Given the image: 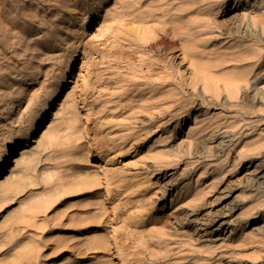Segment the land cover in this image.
Returning <instances> with one entry per match:
<instances>
[{
	"label": "rangeland",
	"instance_id": "374dc122",
	"mask_svg": "<svg viewBox=\"0 0 264 264\" xmlns=\"http://www.w3.org/2000/svg\"><path fill=\"white\" fill-rule=\"evenodd\" d=\"M164 1L170 2L160 0L161 3ZM175 1L173 5L179 6L191 0ZM192 1L194 6H183L181 14L192 16L196 11L195 19L203 20L199 24H206V27L195 30L191 26L193 33L191 30V34L182 32L184 36L175 37L182 38L175 40L176 48L170 44L163 48L157 43L154 33L138 44L134 42L133 38H139L144 30L142 32L138 26L140 32L134 30L135 34L133 29H137V24L133 26L131 23L134 27L131 28L132 20H122L121 14L125 11L119 0H106L101 4L96 0L91 5L87 0H70L69 8L65 7L61 12L46 0H0V156L11 148L12 141L24 139L29 127L44 112L51 102L57 77L66 81L75 74L77 80L74 87L66 92L47 127L38 134L36 143H27L29 148L22 147L18 158L8 165L0 179V264H11L12 256L16 254H27L35 263L49 253V247L55 245L59 237L56 235L62 232L53 229L51 220H56L57 211L62 207L61 200H66L65 213L71 211L69 207L76 202L74 194L77 197L79 193L75 189L71 192L66 186L82 173L95 174L92 177L99 178L100 182L109 180L111 195L117 193V198L110 196L111 200L105 204L107 210H111L114 199L120 200L122 207L121 212H115L114 216L108 211L109 219L95 225L98 233L108 236L110 251L103 253L107 258L104 261H100L99 256L95 260L84 259L81 252L72 264H172L174 260L173 264H264V0ZM210 3L214 5L209 7ZM229 10L232 16H226L225 12ZM96 11L103 13L95 17ZM197 12H202V18L199 14L196 18ZM228 17H231L232 24L227 23ZM181 20L183 24L184 19ZM171 26H160L162 32L158 29L156 33L169 40ZM194 31L199 33L194 34ZM185 35L187 39L191 38L194 47L197 46L194 48L191 43L195 50L189 48L188 53H183L186 55L183 58L180 52ZM199 46H203L201 59L210 57L208 51L218 50V57L215 52L210 54L212 57L216 55L225 72L233 65L241 68L237 70L234 67L236 72L233 73L232 69L233 74L242 71V67L246 70V79L236 85L237 90L232 97L216 80L217 87L214 88L219 92L214 89L216 91L212 93L210 89L204 95L200 84L194 89L188 85V77L194 68H188V64L191 57L193 63L201 57L197 53L200 51L196 50ZM234 46L253 51L254 58L249 55L243 63H238L229 55L230 52H240V48L234 51ZM224 53L230 61L232 59L231 63H220L224 62L219 58L225 57ZM188 55L190 58L187 59ZM208 59L202 61L208 64ZM203 62L199 64L203 66ZM75 67L79 68L76 73ZM218 68L213 71L221 70ZM164 75L177 84L163 90L151 85ZM166 90L173 91L175 97L158 99L160 105L147 111L145 101ZM19 97L23 98L18 107L9 113L11 105ZM167 104L168 107L163 106ZM195 114L197 118H194ZM231 123L233 126H229ZM208 124H214L213 128L194 136ZM188 129L194 131L187 136ZM259 138L263 139V144ZM245 140L248 141L247 149H242L241 144ZM249 143L252 145L250 149ZM108 156L111 162H108ZM101 158H105L107 163ZM22 170H25L26 178L24 176L19 184L15 183ZM202 186L208 189L205 191ZM195 189L199 194L202 192V195H197L201 199L194 197L188 200ZM183 200L187 201L183 203ZM234 205L239 206L236 212H232ZM217 218L227 224L220 242L218 245L201 244L195 236V225L203 221L207 227ZM178 219L184 223L182 227L175 225ZM151 227L154 228L152 231H158L152 233ZM137 228L146 230L145 237L154 238V243L149 245L147 239L139 241L135 234L140 232ZM239 233L255 236L256 242L252 245L246 242V246L244 241L241 243L246 247L241 248V243L240 247L239 244L235 247L236 243L231 247L236 238L239 242ZM172 236H175L174 240ZM182 242L187 245L181 246ZM165 244L171 247H165ZM119 245L123 246L121 254L115 252ZM196 245L200 251L194 249ZM216 249L219 250L214 251ZM221 252L227 254L223 256ZM159 253L160 257L157 256Z\"/></svg>",
	"mask_w": 264,
	"mask_h": 264
},
{
	"label": "bare ground",
	"instance_id": "6f19581e",
	"mask_svg": "<svg viewBox=\"0 0 264 264\" xmlns=\"http://www.w3.org/2000/svg\"><path fill=\"white\" fill-rule=\"evenodd\" d=\"M87 1H89V3H90V5H91V3L92 2H94V1H96V0H87ZM97 1H99L100 2V4L101 3H103V2H105L106 0H97ZM120 1V4L119 5H121V8L125 11V12H123L122 14H121V16L123 17L122 18V20L124 19V18H126L127 19V21H129L128 19H130V20H132L131 22H130V24L131 23H133V26H135L136 24H137V26H136V28L139 26V28H141V31L142 30H144V32L143 33H141L140 35H139V38H133L135 41V43L136 44H138V41H141V40H144V39H149L150 37H151V35H150V33L153 35V33L155 34V36L157 37V43L158 44H161L162 46H163V48L165 47L166 48V46H167V44L169 45H171V47H174V48H176V41L175 40H179V39H182V38H179V39H177L179 36H184V34H182V32H190L192 29H191V26H194V28L193 29H198V28H203V27H206V24H199L200 22H202L203 20H201V21H198L197 19H195V12L196 11H194V13H192L193 15V17L192 16H187V14H185V16H183V14H181L182 12H184L183 11V8L185 7V6H187L188 7V5L189 4H192L191 2H193L192 0L190 1V3L187 1V3L185 4V5H183L182 3H180V4H178L179 6H175V5H173V1H175V0H170V2L168 3L167 1L165 2V3H161L160 2V0H147V1H143V0H119ZM131 1V2H130ZM135 2V3H132V2ZM184 1V0H183ZM200 1V0H199ZM207 1V0H206ZM210 1V0H209ZM46 2H48V3H50L51 5L53 4V7L54 8H56V10L58 9L59 10V12H61V10L62 9H64L65 7H67V8H69L68 7V3L70 2V0H46ZM73 2V1H72ZM186 2V1H185ZM197 2H198V0H197ZM197 2H195V4L197 3ZM175 3H177L176 1H175ZM200 3V2H199ZM68 4V5H67ZM188 4V5H187ZM49 5V4H48ZM118 5V6H119ZM212 5H214V4H211L210 3V5H209V7H212ZM75 6V5H74ZM184 6V7H183ZM190 6V5H189ZM192 6H194L193 4H192ZM50 7V6H49ZM103 7V6H102ZM135 7V8H134ZM199 7V6H198ZM95 8V7H94ZM134 8V9H133ZM189 8H192V7H189ZM231 8H234V6L233 7H231ZM74 9H75V7H74ZM119 9H120V7H119ZM131 9V11H129ZM198 9V8H197ZM8 10V9H7ZM10 10V9H9ZM104 10V9H103ZM196 10V9H195ZM10 12V11H9ZM231 12L232 11H230L229 10V12L227 11V12H225L226 13V16H229L230 14H231ZM96 13H97V15L95 16V17H97L98 15H100L99 13H101L100 11H96ZM103 13V12H102ZM101 13V14H102ZM115 13H117V12H115ZM202 13V12H201ZM201 13H198L197 12V14H196V18H197V15L199 14H201ZM57 14V13H56ZM60 14V13H59ZM87 14V13H86ZM119 14V13H118ZM117 14V15H118ZM198 15V16H199ZM236 15V14H235ZM66 16V15H65ZM115 16H116V14H115ZM201 17L200 18H202V16L203 15H200ZM210 16V15H209ZM230 16H232V15H230ZM234 16V15H233ZM56 17V16H55ZM118 17V16H117ZM206 17V16H205ZM208 17V16H207ZM211 17V16H210ZM209 17V18H210ZM237 17V16H236ZM73 18V17H72ZM112 18H113V15H112ZM116 18V17H115ZM204 18V17H203ZM231 18V17H230ZM230 18L228 17V19H226V21H227V23H231L232 24V21L230 20ZM96 19V18H95ZM119 19V18H118ZM118 19H116V20H118ZM156 19H158V22H156ZM181 19H184L183 20V24H182V20ZM211 19V18H210ZM209 19V20H210ZM69 20V19H68ZM121 20V21H122ZM125 20V19H124ZM162 22H161V21ZM166 20V21H165ZM179 20V21H178ZM181 20V21H180ZM190 20V21H189ZM113 21V19H111V22ZM120 21V22H121ZM169 21V22H168ZM205 21V20H204ZM110 22V21H109ZM117 22V21H116ZM124 22H126V21H124ZM166 23L165 25L166 26H169V25H172L171 26V30H169L170 32H169V34H170V39L168 40V39H166L165 38V36L164 35H161V34H158L162 29H161V27L160 26H162V27H164L165 25L164 24H162V23ZM167 22H168V24H167ZM180 22H181V24H180ZM189 22H191V23H189ZM196 22H198V24L196 23ZM57 23V22H56ZM170 23V24H169ZM197 24V25H195V24ZM205 23V22H204ZM226 23V22H225ZM58 24V23H57ZM81 24V23H80ZM116 24H118V23H116ZM116 24H114V25H116ZM122 25H123V23H121ZM129 24V22H128V25H130ZM135 24V25H134ZM193 24V25H192ZM113 25V26H114ZM164 25V26H163ZM190 25V26H189ZM112 26V25H111ZM112 26V27H113ZM119 26V25H118ZM117 26V27H118ZM127 26V25H126ZM132 26V24H131V28L133 27ZM115 28V27H114ZM134 28V27H133ZM139 28H137V29H133V32H134V30H135V32H136V30H139V32H140V29ZM165 28V27H164ZM159 29V32L158 33H156L157 32V30ZM167 29V28H166ZM205 29V28H204ZM114 30V29H113ZM164 30V29H163ZM165 31V30H164ZM167 31V30H166ZM114 32V31H113ZM134 32V33H135ZM162 32V31H161ZM192 33H193V30L191 31ZM191 32H190V34H191ZM126 33V32H125ZM199 33V31H194V34H198ZM136 34V33H135ZM186 34V33H185ZM189 33L187 34V35H190ZM125 35V34H124ZM127 35V34H126ZM168 34H166V36H167ZM208 35V34H207ZM135 36H137V35H135ZM178 36V37H177ZM204 36H206V35H204ZM203 36V37H204ZM63 37V36H62ZM154 37V36H153ZM175 37H177L176 39H175ZM187 37L188 36H186L185 35V40L187 39ZM195 37V36H194ZM196 38V37H195ZM198 38L199 37H197V40H198ZM183 39H184V37H183ZM191 39V38H190ZM190 39H187V41H185V40H183L182 42H183V44L181 43V40L179 41L180 43H181V47L183 48L182 50H181V52L180 53H182L181 55H182V57L184 58L186 55H184V54H186V53H188V51H190L193 47H194V45H193V42H191L190 41ZM201 39V38H200ZM151 40V39H150ZM155 40V39H154ZM193 41L195 40L194 38L192 39ZM196 40V41H197ZM205 40V39H204ZM204 40H202V41H204ZM123 41V40H122ZM189 41H190V43H189ZM185 42H187L186 43V45H184L185 44ZM201 42V41H200ZM209 42V41H208ZM154 43V42H153ZM191 43H192V45H193V47H192V45H191ZM195 43V42H194ZM187 44H190L191 46H189V45H187ZM130 45V44H129ZM153 46V45H152ZM180 46V45H179ZM184 46H186V47H184ZM197 45H195V47H196ZM205 46V45H204ZM192 47V48H191ZM194 47V48H195ZM202 47L203 46H201V48H200V46L196 49V50H198V51H200V52H197V53H200L199 54V57H200V55L202 54L201 52V50H202ZM189 48H190V50H189ZM206 48V47H205ZM204 48V49H205ZM210 48V47H209ZM211 48H214L213 47V45H212V47ZM233 49H239L240 47H232ZM232 48L230 49V50H232ZM251 48V47H250ZM236 49L234 50V51H236ZM241 49V48H240ZM180 50V49H179ZM193 50H195V49H192V51ZM206 50V49H205ZM212 50V49H211ZM242 50H244V51H242ZM264 50V49H263ZM218 51V50H217ZM215 52V51H208V52H215V54L217 55V57H218V52ZM233 51V50H232ZM240 52H235V54H232L233 52H230L231 54H229V55H231L230 57L232 58V59H234V60H236V61H238V63L239 62H244V59H246V57H248L249 55V57H251V56H253V58H254V56L255 55H252V54H254V53H252L253 51H251V50H249V49H243V47H242V49L241 50H239ZM195 52V51H194ZM207 52V53H208ZM184 53V54H183ZM189 53H192V52H189ZM196 53V54H197ZM205 53V52H204ZM203 53V54H204ZM207 54V55H209L210 57H208L207 58V56H203V58L204 57H206V58H204V59H208L209 60V62L211 61V59L212 58H215V56H214V54H213V57L211 56V54ZM252 53V54H251ZM220 54V53H219ZM227 54V53H226ZM184 55V56H183ZM190 55V54H189ZM189 55L187 56V59H188V57H189ZM194 55V54H193ZM204 55H206V54H204ZM220 55H223V52L220 54ZM224 55H225V53H224ZM192 55H190V57H191ZM189 57V58H190ZM198 57V56H197ZM212 57V58H211ZM216 57V58H217ZM222 57V58H221ZM224 56H220L219 58H220V60H222V61H224V62H220V63H222V64H224V63H226V62H229L230 61V58H228L229 56H226L225 55V57L224 58H226V59H224L223 58ZM194 58H196L195 56H194ZM202 58V55H201V57L200 58H197V59H195L194 60V63H193V58L191 57V59H192V63L190 62L189 63V61H188V68H190V66H191V68L190 69H192V67H194L193 68V70L190 72V75H189V77H188V80H189V86H191L193 89L196 87V85L198 84H200L201 85V91H202V93H203V95H204V93H208V90H213L212 91V93L213 92H215L216 90H214V89H217L218 90V88H216L217 86L215 85L217 82H219L220 83V85L222 84V86H223V88L226 90V93H227V95L229 96V97H232L233 96V93H234V90L236 89L237 90V88H236V85L239 83V82H244V80L246 79V76H247V72H246V70L245 69H243V67H242V71H239V72H241V73H239V72H237V73H239V74H233V73H235L236 72V70L235 69H237L236 67H235V65H233V67H231L233 70H234V72L232 73V69L231 70H229V68L228 69H226V70H228L229 71V73L231 72V74H232V76L231 77H229V75H231V74H228L227 75V73H228V71H226L225 72V69H223V68H221L220 67V64L218 63V58L216 59H214V61L215 62H217L216 64H215V62L212 60L211 61V63L212 62H214V63H212V64H215V67H216V69L219 67V68H221V70H220V72H216V71H213V69H215V67L214 66H212V64L211 63H209L208 62V64H210V65H208L206 62H203L202 60H204V59H201ZM190 59V60H191ZM229 59V60H228ZM232 59H231V61H232ZM243 59V60H242ZM250 59V58H249ZM197 60V61H196ZM226 60H228V61H226ZM247 60H248V58H247ZM246 60V61H247ZM198 61H200V62H198ZM205 61V60H204ZM231 61H230V63H231ZM197 64H196V63ZM201 62H203V63H205V64H202L203 66H201V64H199V63H201ZM242 62V63H243ZM234 63H235V61H234ZM237 63V62H236ZM207 65V66H206ZM217 65H218V67H217ZM161 68H162V66L161 65H159ZM234 67H235V69H234ZM225 68V67H224ZM239 68V67H238ZM245 68V67H244ZM215 69V70H216ZM239 69H241V68H239ZM239 69H237V70H239ZM79 70V68L78 67H75L74 68V73H76L77 71ZM225 73H224V72ZM246 73H245V72ZM158 72H159V70H158ZM162 72V71H161ZM168 72V71H167ZM223 73V74H222ZM156 74V73H155ZM225 76V77H224ZM235 76V77H234ZM173 77V76H172ZM229 77V78H228ZM158 78V77H157ZM231 78V79H230ZM174 80V79H173ZM216 80V83H214V81ZM219 80V81H218ZM76 76H75V74H71V77L69 78V79H67L66 81H63V79H62V77H57L56 78V80H55V84H54V90H53V92H52V96H51V98H50V100H51V102L49 103V104H47L46 105V109L44 110V112H42L40 115H39V117H38V119H37V121L35 122V123H33L32 124V126L31 127H29V129H28V131L25 133V137H24V139H16V140H14V141H12L10 144H11V148L10 149H8L7 151H5L4 153H2V155L0 156V179H1V177L3 176V174L6 172V169L8 168V165L13 161V160H15V159H17L18 158V156H19V154H20V152H21V150H22V147H30V146H28L27 145V143H29V144H35L36 143V141H37V138H38V134L40 133V132H42L46 127H47V125L49 124V122L51 121V119H52V117H54V114H55V112H56V110H57V108H58V106L61 104V101L63 100V98H64V96H65V94H66V92L68 91V90H70L71 88H73L74 87V85L76 84ZM177 81V80H176ZM222 83H221V82ZM246 82V81H245ZM247 83V82H246ZM177 83H175L174 81H172L171 79H170V77L167 75H164V77L162 78V79H160V80H154V82H153V84L151 83V85H153V86H157V87H160L161 88V90H163L165 87H167V86H170V85H176ZM218 84V83H217ZM214 86H216L215 88H214ZM190 88V87H189ZM221 88V87H220ZM169 89H171V88H169ZM172 90V89H171ZM160 91V90H159ZM174 92H177L176 90H174ZM216 92H219V90L218 91H216ZM148 93H150V92H148ZM159 93V92H158ZM211 93V92H210ZM221 93V92H220ZM219 93V94H220ZM173 91L171 92V91H168L167 92V90H166V92L165 91H161L158 95L157 94H155L156 96H154L153 98H150L148 101H145V104H146V107L145 108H147V111H151V110H154V107H158L159 105H160V102L159 101H157L158 99H163V97H168V98H170V97H172L173 96ZM175 94H177V93H175ZM197 94H198V92H197ZM149 95V94H148ZM195 95V94H194ZM214 95H215V93H214ZM219 95H218V93H217V97H218ZM173 97H175V96H173ZM178 97V96H177ZM23 97H19L12 105H11V107H10V109H9V113L10 112H12V110H14V109H16L17 107H18V105H19V103H20V101H21V99H22ZM147 98V97H146ZM166 98H164V99H166ZM168 98H167V100H168ZM207 98H209V97H207ZM211 98V97H210ZM163 99V100H164ZM49 100V101H50ZM143 100H145V99H143ZM48 101V102H49ZM159 102V103H158ZM176 102V101H175ZM139 103V102H138ZM207 103V102H206ZM172 103H170V105H171ZM234 105V104H233ZM164 107H168V104H167V106H165V105H163ZM232 106V105H231ZM235 106H236V104H235ZM196 107V106H195ZM229 107V106H228ZM237 107V106H236ZM159 109V108H158ZM137 110H139V109H137ZM157 110V109H156ZM143 111V110H142ZM158 111V110H157ZM233 111V110H232ZM146 113H148V112H146ZM196 113V112H195ZM13 114V113H12ZM149 114H152L153 115V113H150L149 112ZM244 114V113H243ZM151 115V116H152ZM184 115V114H183ZM133 118L134 117H132L131 119L133 120ZM194 118H197L196 117V114L194 115ZM213 118V117H212ZM125 119H128V118H125ZM124 120V119H123ZM130 120V119H129ZM205 120V119H204ZM231 120V119H230ZM127 121V120H126ZM131 121V120H130ZM139 121V120H138ZM202 121V120H201ZM227 121H229V120H227ZM203 122V121H202ZM205 122V121H204ZM137 124V123H136ZM200 124V123H199ZM198 124V125H199ZM233 124L234 123H231V125H229V126H233ZM236 125H237V123H235ZM139 125V124H138ZM197 125V126H198ZM213 125L214 124H208V125H206V126H204V127H202L200 130H198V131H196V133H195V135L194 136H196V134H199V133H204L205 131H207V130H209V129H211V128H213ZM216 125V124H215ZM235 125V126H236ZM250 125V124H249ZM196 126V125H195ZM229 126H227V127H229ZM234 126V127H235ZM251 126V125H250ZM224 127H226V126H224ZM234 127H231V128H234ZM193 128V127H192ZM120 130H121V128H119ZM130 129V128H129ZM134 129V128H133ZM229 129V128H228ZM237 129V128H236ZM196 130V129H195ZM231 130V129H230ZM234 130V129H233ZM118 131V130H117ZM194 131V129L192 130V129H188V131H187V133H186V135L188 136V134H190L191 132H193ZM214 131H216V130H214ZM213 132V131H212ZM122 133V132H121ZM113 134H115V133H113ZM108 135V134H107ZM119 135H120V133H119ZM133 137V135L132 136H127L126 137V140L128 139L129 140V138H132ZM257 138H258V136H256ZM120 138V137H119ZM141 138V137H140ZM183 138H185V137H183ZM188 138V137H187ZM105 139V138H104ZM109 139V138H108ZM194 139V138H193ZM249 139H251L250 137L248 138V140ZM259 139H261V138H259ZM264 139V138H263ZM263 139H261V140H259L260 142L261 141H263ZM184 140V139H183ZM221 140V139H220ZM252 141H250L251 142V144H252V142H253V139H251ZM257 140V139H256ZM102 141V140H101ZM100 141V142H101ZM113 141V140H112ZM111 141V142H112ZM137 141V140H136ZM188 141H191V140H188ZM193 141V140H192ZM246 141L247 140H245V142L244 141H242V146H241V148L242 147H245L246 148V146L248 145V143H246ZM104 142V141H103ZM110 142V141H109ZM108 142V143H109ZM120 142V141H119ZM132 142V141H131ZM221 142V141H220ZM243 142L245 143L244 145H243ZM248 142V141H247ZM102 143V142H101ZM118 143V142H117ZM137 143V142H136ZM257 142H255V144H256ZM262 143V142H261ZM104 143H102V145H103ZM126 144V143H125ZM131 144V143H130ZM250 144V143H249ZM249 145L248 146V148L250 149V147L252 146V145ZM263 144V143H262ZM106 145V144H105ZM118 145V144H117ZM122 145V144H121ZM182 145V144H181ZM246 145V146H245ZM253 145H254V142H253ZM107 146V145H106ZM133 146V145H132ZM185 146V145H184ZM203 146V145H202ZM240 146V145H239ZM257 146V145H256ZM256 146H254L255 148H256ZM260 146H262V145H260ZM43 147V146H42ZM117 147V146H116ZM259 147V146H258ZM101 148V147H100ZM99 148V149H100ZM104 148V147H103ZM108 148H109V146H108ZM121 148V147H120ZM119 148V149H120ZM240 148V147H239ZM238 148V149H239ZM244 148V149H245ZM254 148V149H255ZM126 149V148H125ZM237 149V150H238ZM243 149V148H242ZM241 149V150H242ZM247 149V148H246ZM248 149V150H249ZM257 149H259V148H257ZM101 150V149H100ZM114 150V149H113ZM118 150V149H117ZM236 150V151H237ZM241 150H238V151H241ZM237 151V152H238ZM244 151V150H243ZM251 151H254V150H252L251 149ZM98 152V151H97ZM101 152V151H100ZM125 152V151H124ZM245 152V151H244ZM33 153L34 152H31V154L33 155ZM109 153V152H108ZM114 153H116V152H114ZM246 153V152H245ZM99 154V153H98ZM32 155H31V157H32ZM116 155V154H115ZM98 156V155H97ZM30 157V156H29ZM87 157V156H86ZM109 157V156H108ZM107 157V158H108ZM240 157V156H239ZM106 158V157H105ZM105 158H101L102 160H103V162L105 161ZM106 158V159H107ZM85 159H87V158H85ZM84 160V159H83ZM32 162V161H31ZM106 162V161H105ZM108 162H111V159H110V157H109V159H108ZM7 163V164H6ZM107 163V162H106ZM105 164V163H104ZM6 165V166H5ZM108 165H109V163H108ZM5 166V167H4ZM22 169V168H21ZM24 169V168H23ZM27 169V168H26ZM19 173V172H18ZM25 174V170H22L21 172H20V177L17 179V180H14L15 181V183H18L19 184V182H20V180L22 179V178H24V176L26 175H24ZM77 174H79V173H77ZM90 174V173H89ZM98 173H96V175H97ZM18 175V174H17ZM91 175V174H90ZM93 176L95 175V174H92ZM92 175L91 176H89V175H86V174H84L83 175V173L81 174V175H79V176H77L74 180H72L71 182H69V183H67V189L68 190H71V192H73L72 190L73 189H75V192H78L79 193V196H77L76 197V194H74V196H75V199H73V200H75L76 202L74 203V205L72 204V206H70L69 207V209H71V211L69 212V213H65L66 211H67V208H66V200L64 201V200H61V203H60V205L62 206L61 208H60V210L59 211H57L58 213H57V217H56V220H54L53 218H52V227H53V229L54 230H56V232H58L59 230H61L62 232L61 233H59V234H57L56 236H59L58 237V239H57V242L55 243V245H52V246H50L49 247V249H50V251H49V253L47 254V255H44V256H42L41 258H40V260H37V262H35V263H33V260H31V259H29V257H28V255L27 254H21V255H19V254H16L15 256H12L13 257V260H11V264H60V263H62V264H72V261L74 260V258L79 254V253H81V255H84L85 256V258L84 259H90V260H95V259H97V257L99 256V260L100 261H104L105 260V258H107V257H105V255L103 254V253H107V252H109L110 250V246H109V242L107 243V237L105 236V234H103V232H99L98 233V231H97V228H96V223H100V222H102V223H105L106 222V220L107 219H109L108 218V216H107V213H108V211H110L109 213L110 214H114L115 212L116 213H120L121 212V205H122V203L121 204H119L120 203V200H118V199H114V200H112V205L110 206L111 207V210H107V207H106V205L105 204H108V201L107 200H111V199H109L110 198V196L111 197H113L114 195H115V193H114V195L112 194L111 195V190H112V188H111V186H112V184L110 183V181L109 180H103V182H100L101 180H99V178L98 179H95L94 177H92ZM19 176V175H18ZM101 176V175H100ZM258 176V175H257ZM98 176H96V178H97ZM25 178H26V176H25ZM71 178V177H70ZM101 178V177H100ZM126 178V177H125ZM113 179V178H112ZM117 179V178H116ZM121 179V178H120ZM119 179V181H121ZM127 179V178H126ZM9 183H11V182H9ZM6 186H7V184H6ZM4 187L5 189H8L7 187ZM129 187V186H128ZM205 187V186H204ZM252 187V186H251ZM3 188V189H4ZM58 188V187H57ZM120 188V187H119ZM125 188H126V186H125ZM130 188V187H129ZM132 188V187H131ZM209 188H210V186H209ZM53 189V188H52ZM197 189V188H196ZM196 189H195V192H193L192 194L193 195H191L192 197H188V200H190L189 198H193L194 199V197H198L197 199H201L199 196H197L199 193L198 192H196ZM201 189V188H200ZM202 189H203V186H202ZM205 189V188H204ZM203 189V190H204ZM206 189H208V188H206ZM206 189H205V191H206ZM60 190V189H59ZM121 190V189H120ZM199 190V189H198ZM6 191V190H5ZM116 191H117V189H116ZM119 191V190H118ZM126 191H128L127 189H126ZM201 191V190H200ZM199 191V192H200ZM205 191H204V193H205ZM6 192H8V191H6ZM113 192H114V190H113ZM222 192V191H221ZM4 193V192H3ZM53 193V192H52ZM122 193H124L123 191H122ZM126 193V192H125ZM202 193V192H201ZM200 193V194H201ZM119 194V193H118ZM199 194V195H200ZM116 195H117V193H116ZM115 195V196H116ZM202 195V194H201ZM113 197V198H117V196L116 197ZM118 196H120L121 197V193L118 195ZM123 196V195H122ZM135 198V197H134ZM136 199V198H135ZM143 199H146V198H143ZM185 199V198H184ZM59 200V199H58ZM134 200V199H133ZM195 200H196V198H195ZM124 201V200H123ZM184 201L185 200H183V203H184ZM187 201V200H186ZM185 201V202H186ZM192 201V200H191ZM194 201V200H193ZM74 202V201H73ZM122 202V201H121ZM145 201H143V203H144ZM189 202V201H188ZM188 202L187 203H185V204H188ZM138 203V202H137ZM191 203V202H190ZM42 204H43V202H42ZM177 205L179 206V203H177ZM255 205V204H254ZM192 206V205H191ZM190 206V207H191ZM257 206V205H256ZM138 208V207H137ZM144 208V207H143ZM174 208H176V207H174ZM173 209V208H172ZM246 209V208H245ZM244 209V211H246V210H248V209H246L245 210ZM55 210V209H54ZM65 210V211H64ZM239 210V206H237V205H234L233 207H232V212H236V211H238ZM48 211V210H47ZM56 211V210H55ZM63 211V212H62ZM242 211V210H241ZM126 212V211H125ZM130 212V211H129ZM184 212V211H183ZM251 212V211H250ZM55 213V212H54ZM108 213V214H109ZM197 213V212H196ZM241 213V212H240ZM248 213V212H247ZM31 214V213H30ZM35 214V213H34ZM56 214V213H55ZM132 214H135V213H132ZM141 214V213H140ZM148 214V213H147ZM243 216H244V214H243V212L241 213ZM123 215V214H122ZM121 215V216H122ZM124 215H125V213H124ZM234 215V214H233ZM240 215V214H239ZM241 215V216H242ZM248 215V214H247ZM114 216V215H113ZM127 216V215H126ZM131 216V215H130ZM133 216V215H132ZM142 216V215H141ZM242 216V217H243ZM22 217V216H21ZM26 217V216H25ZM119 217V216H118ZM128 217V216H127ZM177 217V216H176ZM19 218V217H18ZM27 218H28V216H27ZM26 218V219H27ZM177 218H179V217H177ZM196 218V217H195ZM239 218V217H238ZM244 218V217H243ZM246 218V217H245ZM116 219V218H115ZM128 219V218H127ZM134 219V218H133ZM20 220V219H19ZM18 220V221H19ZM24 220H25V218H24ZM29 220V219H28ZM138 220V219H137ZM198 220V219H197ZM213 220V219H212ZM224 220V219H223ZM249 220H251V218L250 219H248L246 222H244V224L246 223H248L249 222ZM128 221V220H127ZM201 221V220H200ZM230 221V220H229ZM210 222V221H209ZM134 223H135V220H134ZM173 223V222H172ZM213 224L212 225H210V226H207L206 227V224L203 222V221H201V222H197V224L195 225V227H194V232H195V236H198V238L197 239H199L200 241H201V244L202 243H204V242H206V243H211V244H217L218 242H220V240H221V236L222 235H224V233H225V231L227 230V224H226V222H224V221H222L221 220V218H217L215 221H213L212 222ZM124 224H126V223H124ZM166 224V223H165ZM183 222L181 221V220H179L178 219V222H177V224L175 223V225L178 227H182L183 226ZM174 225V226H175ZM125 226V225H124ZM152 226V225H151ZM147 227H149V226H147ZM154 227V226H153ZM153 227H151V231H152V228ZM132 228H134V227H132ZM155 228V227H154ZM153 228V229H154ZM164 228V227H163ZM123 229V228H122ZM130 229V228H129ZM128 229V230H129ZM138 229V228H137ZM146 229V228H145ZM144 229V230H145ZM166 229V228H165ZM131 230V229H130ZM136 230V229H135ZM138 230H140V229H138ZM148 230V229H147ZM155 230H157L158 231V229H155ZM154 230V231H155ZM164 230V229H163ZM172 230V229H171ZM259 230V229H258ZM154 231H152V233H154ZM156 231V233H158ZM166 231V230H165ZM257 231V230H256ZM133 232V231H132ZM136 232H137V230H136ZM145 232H146V230H145ZM142 229L140 230V232H137V233H135L136 234V237L137 238H139V241H143V240H145V239H147V237H145V233ZM150 232V231H149ZM164 232V231H163ZM245 232V231H244ZM259 232V231H258ZM126 233V232H125ZM130 233V232H129ZM165 233V232H164ZM243 233V232H242ZM240 235H239V242H238V240H237V238L235 239V241L236 242H233V246H231V245H229V246H231V247H234V243H236V246L235 247H238V244H239V247H240V243L242 242H244L245 243V245L247 246V244H246V242L247 243H249L250 242V244L252 245V244H254V242H256L255 241V236H253V237H251L252 235L251 234H249V233H247L246 235H241V233H239ZM249 234V235H248ZM165 235V234H164ZM227 235V234H226ZM251 235V236H250ZM159 236V235H158ZM237 236H238V234H237ZM128 237V236H127ZM165 237V236H164ZM168 237V236H167ZM171 237V236H170ZM173 237L175 238V236H172V240H174L173 239ZM225 237V236H224ZM258 237V236H257ZM134 238V237H133ZM158 238H160V237H157V239ZM178 238H180V236H178ZM183 238V237H182ZM181 238V239H182ZM119 239V238H118ZM121 239V238H120ZM154 238H152V239H147L148 240V244L149 245H152L153 243H154V241L155 240H153ZM156 239V240H157ZM177 239V238H176ZM183 239H185V238H183ZM188 239H190V238H188L187 237V240ZM196 239V238H195ZM225 239V238H224ZM133 240V239H132ZM132 240H131V242H132ZM48 241V240H47ZM56 241V240H55ZM109 241V240H108ZM134 241H135V238H134ZM166 241V240H165ZM128 242H130L129 240H128ZM147 242V241H146ZM224 242V241H223ZM228 242V241H227ZM230 242V241H229ZM238 242V243H237ZM134 243H136V242H134ZM164 243V241H162L161 242V244H163ZM180 243V242H179ZM198 243V242H197ZM242 243H241V248L244 246V244H243V246H242ZM127 244V243H126ZM143 244V243H142ZM173 244V243H172ZM210 244V245H211ZM46 245H48V244H46ZM131 245H132V243H131ZM170 244H168L167 246L168 247H171V245L169 246ZM181 246H184V245H187V244H185L184 242H182L181 244H180ZM218 245V244H217ZM217 245H214V246H216V247H218ZM250 245V246H251ZM166 246V244H165V247H167ZM175 246V245H174ZM178 246V245H177ZM194 245H192L191 247H193ZM197 246V245H196ZM213 246V247H214ZM246 246H244V247H246ZM126 247V246H125ZM147 247V246H146ZM151 247V246H150ZM154 247H156V246H154ZM153 247V248H154ZM162 247H164V244L162 245ZM176 247V246H175ZM190 247V246H189ZM201 247V246H200ZM199 247V248H200ZM203 247V246H202ZM206 247H207V245H206ZM212 247V248H213ZM228 247V246H227ZM226 247V248H227ZM40 248H41V246H40ZM39 248V249H40ZM122 248H123V246L122 245H119L116 249L118 250V251H115V249H114V251L117 253V254H121L120 253V251L122 250ZM131 248V247H130ZM149 248V247H148ZM208 248H210L209 246H208ZM230 248V247H229ZM248 248H249V245H248ZM33 249V248H32ZM151 250H153L152 249V247L150 248ZM160 249H162V248H160ZM194 249H198V246L197 247H194ZM202 249V248H201ZM207 249V248H206ZM223 249H225V248H223ZM235 249V248H234ZM145 250V249H144ZM179 250V249H178ZM211 250V249H210ZM217 250H219V249H216V250H214V251H217ZM26 251V250H25ZM35 251V250H34ZM162 251V250H161ZM169 251V250H168ZM173 251V250H172ZM197 251H200V249L199 250H197ZM23 252V251H22ZM21 252V253H22ZM149 252H151L152 253V251H149ZM153 252H154V250H153ZM156 252H158V249L156 248V251H155V254H157ZM160 252V251H159ZM164 252V251H163ZM185 252V251H184ZM187 252V251H186ZM185 252V253H186ZM205 252V251H204ZM203 252V253H204ZM236 252V251H235ZM28 253V252H27ZM32 253H33V251H32ZM148 253V252H147ZM151 253H148V255L150 254L151 255ZM169 253V252H168ZM208 253V252H207ZM222 253V252H221ZM238 253V252H237ZM241 253V252H240ZM239 253V254H240ZM127 254V253H126ZM154 254V253H153ZM163 254V253H162ZM184 254V253H183ZM193 254H194V252H193ZM201 254H202V252H201ZM223 254V253H222ZM224 254H227V253H224ZM223 254V256H225ZM229 254V253H228ZM231 254H232V252H231ZM30 255V254H29ZM62 255H64V256H62ZM149 255V256H150ZM160 255V253L157 255V256H159ZM204 255H205V253H204ZM238 255V254H237ZM60 256V257H59ZM149 256H147V257H149ZM174 256V255H173ZM227 256V255H226ZM231 256V255H230ZM235 256H236V253H235ZM160 257V256H159ZM165 257V256H164ZM216 257V256H215ZM218 257V256H217ZM155 258V257H154ZM26 259H28L27 261H26ZM57 259V261L56 262H54L55 260ZM156 259V258H155ZM184 259V258H183ZM182 259V261H184L185 259H187V258H185L184 260ZM23 260H25L26 262H24ZM159 261V260H158ZM157 261V262H158ZM169 261V260H168ZM175 261V260H174ZM174 261H171V262H173V263H175ZM179 260H177V262H178ZM8 262V261H7ZM181 262V261H180ZM170 263V262H169ZM172 263V264H173ZM160 264V263H159Z\"/></svg>",
	"mask_w": 264,
	"mask_h": 264
}]
</instances>
